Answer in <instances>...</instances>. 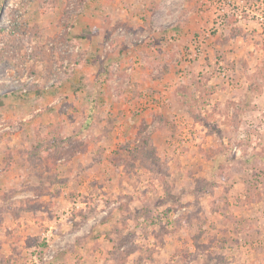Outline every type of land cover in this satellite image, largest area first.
<instances>
[{
  "label": "rangeland",
  "instance_id": "374dc122",
  "mask_svg": "<svg viewBox=\"0 0 264 264\" xmlns=\"http://www.w3.org/2000/svg\"><path fill=\"white\" fill-rule=\"evenodd\" d=\"M238 13L264 0H0V264H264Z\"/></svg>",
  "mask_w": 264,
  "mask_h": 264
},
{
  "label": "crops",
  "instance_id": "0c3cea01",
  "mask_svg": "<svg viewBox=\"0 0 264 264\" xmlns=\"http://www.w3.org/2000/svg\"><path fill=\"white\" fill-rule=\"evenodd\" d=\"M156 5L157 4L154 3L153 8L152 4H150L148 11H150L152 8L154 10ZM249 14L250 16L253 14L257 16L262 15V13H258L255 10L251 11ZM237 15L239 18L236 24L240 28V31L224 46L227 52L225 54V58L221 62L232 63L236 66L233 78H235L236 82H238V85L236 86L239 87L242 86V82L249 83L252 80L254 81L262 77V75L259 76L258 74V68L261 66L259 63H264V17H260L262 18V21L258 23L253 22L251 19H246L243 14L241 15L238 13ZM95 30H98L97 32H99V29L94 27L91 28L92 33L95 32ZM106 39H108L107 35ZM139 48L137 47V50ZM261 79H263V77ZM235 90L239 91L238 88ZM236 103H241L242 111L246 113L250 110L256 111L264 104V91H260L254 87H250L249 89L246 88V90L242 89L240 94L235 97V104Z\"/></svg>",
  "mask_w": 264,
  "mask_h": 264
},
{
  "label": "trees",
  "instance_id": "16d2710c",
  "mask_svg": "<svg viewBox=\"0 0 264 264\" xmlns=\"http://www.w3.org/2000/svg\"><path fill=\"white\" fill-rule=\"evenodd\" d=\"M154 4H152V6H153ZM105 77L103 78L104 79V81H106L107 79H109V77H110V75H111V72H110V69L108 68V69H106V71H105ZM1 100H0V106H1ZM177 206H172V208H176ZM146 213L143 211V212H141V213H139L138 215H145ZM107 220V219H106ZM165 230V229H164ZM166 231V230H165Z\"/></svg>",
  "mask_w": 264,
  "mask_h": 264
}]
</instances>
